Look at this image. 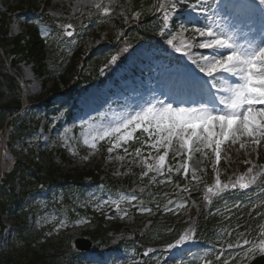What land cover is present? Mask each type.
Instances as JSON below:
<instances>
[{
  "label": "rangeland",
  "instance_id": "1",
  "mask_svg": "<svg viewBox=\"0 0 264 264\" xmlns=\"http://www.w3.org/2000/svg\"><path fill=\"white\" fill-rule=\"evenodd\" d=\"M135 1L0 0V12L7 13L9 16L13 15L8 28V35L11 37L22 35L31 26L28 23L29 18L33 16V10H40L41 13L46 10L48 15L56 16L62 20L63 24L60 25L62 26L63 37L65 36L64 29L69 24L72 25L74 35L71 37L72 39L68 37V41L65 43L67 46L74 45L79 51H82L85 58H88L91 55H102L105 45L110 42L113 51L115 50L113 56L116 57L115 61H117L120 57H125L131 47L130 43L123 38V29L116 28L106 31L90 26L78 31L79 22L81 18H88L93 11L97 10H103L102 12L107 13L109 17L112 10H116L119 12L122 22H127L132 18L131 14ZM170 1L172 5L169 8L168 21L171 35H162L164 29L159 32L164 47L155 48L145 43L136 45V48L130 52L134 57H137L136 66L130 65V54H128L122 70L117 72V76L115 75L121 82L118 84L117 89L112 91V95L107 91L108 85L112 87V81H108L109 84L106 83V85H101L98 82L92 84L90 88L83 92L84 94L74 110L75 115L71 119L67 117L66 107L60 106L66 98L65 95L61 92L53 93L54 91L51 92L50 90L55 84L54 81H56L53 79L51 63L43 71H40L36 59L25 57L19 60L20 63L12 67L13 73L17 75L22 85L24 95L27 97L24 100L25 109L23 114L27 113L32 117L36 115L37 118V121L33 123L32 132L29 134L28 142L21 151V155L14 154L13 159L27 162L26 154L32 152L36 156L35 160L37 159L39 164L45 167L48 165L49 160L55 163V168H58V180L61 183L67 182L69 184V180L74 179V176L79 174L78 172L86 173L83 178L84 182L87 184L92 183L85 187L74 185V188H71L67 186L62 191H52V188L41 185L38 191L25 197L24 206L28 210L26 212L28 214V224L17 233L29 237L28 240L33 239L36 249L52 250L56 243H53V234L58 235V238H62L68 233L73 239L78 236L90 235V231L95 228L94 221L92 222V219L89 218V212L91 211H97L98 216L99 213H103V216H105L109 215L111 211H115L114 215H121L120 219L113 221L111 220L113 217H107L104 228L110 231L111 234L133 237L137 230L132 227V223L127 216L132 205L140 204L139 198L136 197L133 200V195L126 196L124 192H120L119 196L109 193L107 195L103 193L104 191L100 187H97V189L90 188V186H96V183L102 180L132 176L141 185L146 183L154 185L159 182V176H164V174L170 172L173 174L180 173L184 182L186 180L187 187L196 188L199 184H205L212 179L217 187L221 188L227 185L226 190H233L232 185L235 184L238 185V188L246 190L255 187V194H258L256 190L260 189V183L264 181V137L260 138L258 145L253 142L255 137L240 136L235 140L230 138L220 146L219 161L216 159L214 145L212 148H208L204 144L193 141L191 150H189L181 147L179 143L173 140L169 151V149H164L161 144H156L158 137L155 134L150 135L144 131L143 134L147 139L140 144L138 149L131 148L130 142L134 137L127 141H120V147H115L119 136L123 134V129L119 134L112 133L111 129L116 127L121 120L135 116L141 108L147 107L149 104H156L157 101L172 103L173 107L197 106L192 103V101L200 99L197 90L178 86V89L184 91V93L170 92L164 88L158 78L162 74L165 78L184 81L186 78L202 75L211 83L212 78L200 73L192 61L208 51L198 49L197 44L203 38L195 34L194 29L208 23L207 17H211L212 13L216 14L214 17L216 22L225 25L226 30L229 32H235L236 39L240 43H244L245 40L252 37L260 38L264 34V11H261L264 6L260 5L259 0L246 1V7L241 8L239 12L238 7H235L233 2L226 3L224 0H218L211 6L207 4L208 0H206V5L210 6L211 11L201 16L200 20H203V22L198 24H181V21L191 15L188 8L191 5H198V1L179 0V3H177V0ZM234 1L244 2L245 0ZM183 5H187L184 8L187 9L186 11L182 9ZM219 14L222 17H219ZM177 25L180 26L177 27ZM112 26L108 23V27ZM169 39L173 41L172 45L167 43ZM182 40H185V43H182ZM71 48H68V52ZM175 48H179L180 51H176ZM140 50H143V53ZM112 57L110 61L105 62V65L113 62ZM132 67H136L137 70L132 69ZM132 71H134V74ZM214 75H216L218 82L215 88H211V92L216 95V106L223 108L224 106L219 103V97L227 95L223 89L229 84L239 83L240 81L238 77L231 74ZM127 76L131 78L129 79ZM119 86L121 87L120 90ZM93 88L97 90L105 89V91L103 90V96L106 98L98 100L99 97H95L93 101L90 98L88 99L86 97L87 92ZM28 97L37 100L42 97L43 99L39 101L40 103L37 101L32 106L36 108L34 114H31L33 110L29 105ZM83 99L88 103L86 104ZM182 101L183 103H181ZM48 102H51V106L48 105L47 107L45 104ZM257 107L264 106L257 105ZM105 132H109V135L105 136ZM93 144L96 147H92ZM164 144H167V142L164 141ZM153 145L156 146L153 147ZM19 148L18 150H20ZM179 150H181L180 154H178ZM166 151L169 154L165 157L163 168L159 172L155 171V167L152 169L148 167V165H156L144 164L146 161H150L152 157L159 158ZM64 154L66 160L63 161L62 156ZM2 163L7 165L8 161ZM68 175H71L72 179H68ZM217 180L220 181L219 186ZM223 182L224 185H222ZM245 184L248 185L247 188L241 187ZM65 194L70 196L71 200L68 203L65 202ZM186 205V203L183 204L179 200L176 203L168 200L165 208L170 213L176 212L175 219L177 222L189 224L194 218L191 206ZM151 211L144 210L143 212L149 215ZM5 221L8 226L5 238L7 241L9 236L15 234L13 231L17 229L19 224L13 226V219L8 216ZM261 221L259 223L258 220L254 225L241 231L238 234L240 238V240H237L238 243L244 244V238L255 232L254 239L264 236V217ZM190 239L191 237H188L186 241ZM257 241L253 242V246L258 247L264 244L262 239ZM193 242L194 239H191L190 243ZM187 247L190 249L189 244ZM250 247H252L251 243L247 242L244 251L241 248V254L247 253ZM111 253L112 251L106 252L104 257L99 260V256L97 257L95 252L90 251L80 262L89 264L90 261L97 264H106V261H110L107 264H118L116 257L109 260ZM133 257L130 254L125 256L126 260ZM165 260H168V258H163L162 262ZM153 261L154 264H162L160 257L153 259Z\"/></svg>",
  "mask_w": 264,
  "mask_h": 264
},
{
  "label": "trees",
  "instance_id": "2",
  "mask_svg": "<svg viewBox=\"0 0 264 264\" xmlns=\"http://www.w3.org/2000/svg\"><path fill=\"white\" fill-rule=\"evenodd\" d=\"M160 0H146L144 3L136 1L133 8L132 18L127 22H122L121 17L118 13H113V17L103 15L102 13H94L90 20H83V23H89L94 25H100L105 30L113 29H123L124 36L130 41V45L136 44L138 41H149L152 44L159 45V40L157 39L158 29L161 28V14L165 9L168 8V3L164 1L162 3V9L159 11L158 5ZM45 18L50 24V31L56 30V22L49 15H45ZM9 20L0 14V127L3 126L5 119L12 116L15 112H18L21 106L22 89L18 80L13 74H10L7 69L4 56L9 61L11 66H15L20 63L19 60L25 57L33 58L38 61L40 71H43L48 65L47 62L54 66L55 76H59L58 81L55 82L53 91H59L61 87L76 91V89L85 82H91L94 78L100 77V62L101 57L93 56L85 58L82 51H77L72 55L66 57L64 51H61L55 47L54 43L47 44L46 40L42 38L39 27H30L28 32L22 37H9L8 26ZM108 23L112 24V27H108ZM113 54V51L110 52ZM85 68V71L83 70ZM89 75V76H88ZM85 81V82H84ZM32 101V99H30ZM18 118L14 117L12 124L15 125V133L12 135V141H15L16 137L26 133V127L28 120L26 119L23 123L16 124ZM48 168L39 167L35 170L32 169L30 165L17 163L16 170L11 173H5L0 184V239L3 235L4 225L2 223V217L8 211L12 212L14 208L19 211L23 209L24 197L36 189H32L29 185L36 186L38 183L44 185L59 186L58 174L56 173V168H54L55 163L49 162ZM86 174V173H85ZM84 173H79L77 178L74 179V184L82 181L85 176ZM71 178V176H67ZM173 183H177L176 188H169V192L172 196H177L175 190L179 189L187 199L194 203L193 214L197 217L198 223L196 228L194 226L185 227L183 229L182 225H174L173 217L168 215H163V212L157 213L152 218H134L133 224L137 228L138 233L130 237L116 238L108 236V232L102 228V220L98 223V227L92 232V238L97 243L96 251H101L103 248L107 249H118L122 252L124 249H140L144 247L147 243L153 242V240H158L161 247L164 250H168L170 244H173L176 239L181 235H190L194 232L195 236L199 238H204L208 240V235L210 233L209 228L215 226L216 216H209L204 211V196L202 192L195 193L192 191L181 190L179 185L183 182L180 176H176L172 179ZM26 181V182H25ZM72 182V183H73ZM113 182V180H109ZM169 180H165L161 186L170 185ZM22 184V188L18 191L17 185ZM73 185V184H72ZM159 185V184H158ZM111 190H127L136 191L140 193V185L135 183L129 178H122L119 181H115L108 186ZM135 188V189H133ZM151 188V187H150ZM147 194H154L156 190L147 188ZM145 190V191H146ZM159 191V190H158ZM146 195H143L145 197ZM226 194L221 198H215L212 200V205L214 207L212 210L221 209L227 204H237L240 203L239 207L236 208L235 214L232 216L230 221L236 220L237 216H241L243 211H246V200L244 197L239 196L238 200L233 198L235 196H229ZM260 198H262L260 196ZM259 198V199H260ZM233 223V222H232ZM25 224V222H24ZM211 226V227H210ZM22 228V226H20ZM192 229L193 232L191 231ZM164 239V240H161ZM70 236H65V238L60 239L57 245L54 247V251H39L36 250L33 244L29 243L28 239L25 240L21 235L16 240V244L10 245L8 249H0V264H72L74 258L79 254L73 250L72 242ZM21 245V247H20ZM158 245V244H157ZM20 247L19 250H17ZM19 253H16L18 252Z\"/></svg>",
  "mask_w": 264,
  "mask_h": 264
},
{
  "label": "snow or ice",
  "instance_id": "3",
  "mask_svg": "<svg viewBox=\"0 0 264 264\" xmlns=\"http://www.w3.org/2000/svg\"><path fill=\"white\" fill-rule=\"evenodd\" d=\"M259 3L264 6V0H259ZM188 11L191 15L181 21V24L202 23L200 17L210 12L211 8L206 5V0H200L198 5H191ZM261 11H264V8ZM215 15L212 13L211 17H207L208 23L194 29V33L203 38L197 44L198 49L208 51L192 61L200 73L212 78L211 83L198 76L178 81L181 88L197 90L200 99L192 101L197 106L173 107L172 103L157 101L156 104L141 108L135 116L121 120L111 129L115 134L121 133L123 129V134L119 136L115 147H120V141L130 140L132 132L141 128L150 135L155 134L158 137L156 144L165 147H170L173 140L189 150L193 141L208 148L214 145L217 161L220 160V146L230 138L235 140L240 136L255 137L253 142L257 145L260 143V138L264 137V107L258 108L257 105H264V34L260 38L252 37L240 43L234 31L229 32L225 25L216 22ZM162 25L164 31L161 34L171 35L167 12L163 14ZM68 28L71 29L72 25L69 24ZM67 35L72 36L73 32L68 31ZM167 43L172 45L173 41L169 39ZM175 50L180 51L179 48ZM115 60L116 57L113 56L112 61ZM214 74L221 76L231 74L240 81L223 89L227 93L219 97V103L224 106L223 108L216 106V95L211 92V88H215L218 82ZM104 135H109V132H105ZM164 141L167 142L166 145H163ZM92 147L96 145L93 144ZM167 154L166 151L159 157L158 165L148 167L150 169L155 167V171L159 172L163 168ZM219 184L220 181L217 180V185ZM236 187L237 185H232V188ZM241 187L247 188L248 185ZM132 199L135 200L136 196H132ZM184 240L185 237H181L176 241V245L170 244L169 247L180 245ZM257 254L264 257V244L250 247L246 256L251 258Z\"/></svg>",
  "mask_w": 264,
  "mask_h": 264
},
{
  "label": "bare ground",
  "instance_id": "4",
  "mask_svg": "<svg viewBox=\"0 0 264 264\" xmlns=\"http://www.w3.org/2000/svg\"><path fill=\"white\" fill-rule=\"evenodd\" d=\"M182 43H185V40H182ZM142 50H140V52H141ZM130 56V58L131 59H134L133 58V54H130L129 55ZM199 77H202V75H199ZM203 78V77H202ZM173 82V81H172ZM90 95H91V97H92V100H93V98H95L98 94H99V92L97 91V89H95V88H93L90 92ZM165 147V146H164ZM170 148L171 147H165V149H169V151H170ZM180 152H181V150H179L178 151V154H180ZM169 154V153H168ZM147 162V161H146ZM144 163L145 165H148V164H154V165H158V162H159V158H155V157H152V159L150 160V161H148L147 163Z\"/></svg>",
  "mask_w": 264,
  "mask_h": 264
},
{
  "label": "water",
  "instance_id": "5",
  "mask_svg": "<svg viewBox=\"0 0 264 264\" xmlns=\"http://www.w3.org/2000/svg\"><path fill=\"white\" fill-rule=\"evenodd\" d=\"M68 31H71V30L68 28ZM74 242L76 244V247L80 250H83V251L88 250L92 245L91 241L86 240L84 238H76V240ZM262 258L264 260V257H260L259 260ZM259 260H257L256 263H259Z\"/></svg>",
  "mask_w": 264,
  "mask_h": 264
}]
</instances>
